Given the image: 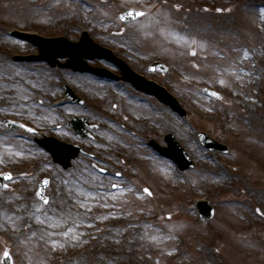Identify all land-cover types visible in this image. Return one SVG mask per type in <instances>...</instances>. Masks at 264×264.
<instances>
[{"label": "rangeland", "instance_id": "374dc122", "mask_svg": "<svg viewBox=\"0 0 264 264\" xmlns=\"http://www.w3.org/2000/svg\"><path fill=\"white\" fill-rule=\"evenodd\" d=\"M172 1L169 8L162 0H0V172L13 174L8 189L0 185V206H8L0 218V264L5 252L12 264H68L66 255L82 246L75 252L80 257H69L77 264H264V22L251 12L253 0L198 1V7H210L212 19L194 13L191 0ZM130 8L146 16L122 22L120 14ZM226 14L230 22L222 21ZM16 28L72 40L88 30L134 70L167 87L188 118L125 83L78 73L70 82L60 69L53 70L56 79L47 66L14 63L13 55L35 52L6 34ZM156 60L170 67L168 74L149 72ZM91 64L118 72L105 61ZM60 76L85 98L84 106L70 110L53 104L61 95ZM205 86L222 98L205 96ZM135 106L154 117L141 131L131 122ZM74 116L99 125L92 139L81 141L67 127ZM6 118L81 143L96 159L83 156L64 170L32 134L9 131ZM197 131L225 142L230 153L204 149ZM167 133L186 148L195 169L182 173L148 146L150 139L164 146ZM77 166L96 190L81 211L82 244L70 245L41 228L40 221L56 225L52 212L66 193L61 182L77 175ZM46 177L51 179L48 204L37 197ZM115 183L122 189L114 191ZM201 199L215 207L208 223L195 210ZM11 212L17 224L27 217L34 225L18 230Z\"/></svg>", "mask_w": 264, "mask_h": 264}, {"label": "water", "instance_id": "95a60500", "mask_svg": "<svg viewBox=\"0 0 264 264\" xmlns=\"http://www.w3.org/2000/svg\"><path fill=\"white\" fill-rule=\"evenodd\" d=\"M129 12H133V15H128ZM138 11H128L125 14L122 15V18L124 20H134L141 16H137L134 13ZM28 38H36V36L33 35H25ZM44 44L41 45V48L43 50V56L40 58L35 59H48L51 61L52 65L55 64V59L57 57H70V61H68L65 64H61L62 67L66 68H72L75 71H90L92 73L101 75V76H107L112 77L114 79H123L126 81H130L133 83V85L141 91H144L148 94L155 95L161 102L164 104L170 106L174 111L178 112L181 116L186 117L187 113L185 110H183L180 105L178 104V101L170 94L168 93L164 88L160 87L156 83L147 80L145 77L137 74L133 70L130 69V67L123 62L122 60L118 59L114 53L106 49L104 47H101L100 45L94 43L87 34L84 35V38L81 40L80 43H70L65 42V39H52V40H43ZM95 59V58H104L113 62H116L118 65L121 66L123 69V78H119L115 75L110 74L107 71L100 70L97 68H90L88 67L87 63L84 61V59ZM25 59V58H23ZM32 59V58H27ZM151 70H162L163 72L167 71V68L161 64V63H154L151 67ZM69 90V96L73 99L74 102L82 103V100L78 98L71 89ZM205 92L210 94L213 97H218V95L210 91L208 89H205ZM69 125L74 128L76 131V134L80 138L89 137L90 134L86 130V126L91 127L88 122L84 118H73L71 122H69ZM8 127L10 129L14 128H20L23 127V125L19 123H14L12 121L8 122ZM200 140L202 144L209 148L212 151L219 150L223 153H228V148L222 144L217 143L214 139H212L208 134L201 133L199 135ZM167 142L169 144V148H166L164 150H161L163 152V155L173 159L176 161L180 168L182 170H187L189 168H193L195 165L190 160L188 155L186 154V151L184 148L176 141L175 137L170 134L167 137ZM40 144L45 147L49 152L52 153L55 162H59L63 164L65 167L70 166V161L73 158H76L80 155L81 152H84L83 148L80 146H72L67 143H63L58 141L55 138H49L44 141H40ZM156 148L159 149V146L153 142L152 144ZM9 179V176L5 175L2 177V182ZM47 181V183H45ZM49 184V180H44L41 183L38 195L40 198H42L45 202L48 201V199L45 196L46 188ZM198 211L201 215V218L204 222H208L213 216H214V210L207 202H201L198 204ZM11 257L9 254H6L3 259V264H10L11 263Z\"/></svg>", "mask_w": 264, "mask_h": 264}, {"label": "bare ground", "instance_id": "6f19581e", "mask_svg": "<svg viewBox=\"0 0 264 264\" xmlns=\"http://www.w3.org/2000/svg\"><path fill=\"white\" fill-rule=\"evenodd\" d=\"M164 2V5L169 8L172 7L173 1L172 0H162ZM180 1V0H179ZM190 2V0H183V3L186 4ZM193 5V12L200 13L202 16L201 19H207L213 18V15L211 14L209 10V6L205 7H198L197 2L200 0H191ZM174 5V4H173ZM251 12L253 13L255 19L257 21L264 22V0H253L250 3ZM223 22H230L231 17L229 14H226L225 16H221ZM0 75H2L3 67L0 66ZM9 101V100H8ZM144 108L140 106H135L132 114H131V122L135 124L133 126L134 130L141 131L143 128H146L151 121L154 120L153 116H146L143 110ZM126 146L129 145L127 143H121L119 142V146ZM116 147V145H115ZM133 149H135L133 147ZM76 170V169H75ZM82 171L81 166H77L76 174L68 179H65L61 182L62 188L65 189V195L62 197L61 206L58 208H55L54 212H52V218L57 223L56 225H50L48 227V224L45 220L40 221V227L44 228L46 227L48 231L56 236L58 238V241L67 243L70 245L73 244H82L81 241V235L77 237V227H80L84 221L86 220L84 217V213H81V211H85L87 209L86 204L90 203L91 197L89 196L91 192H94L96 188L93 186H87L88 183L86 180H84V173H80ZM98 190V188H97ZM6 207L0 206V218L2 215L5 214ZM14 215H16L14 212L10 213V218H13L15 226L18 228V230H24L27 229L28 225H34L32 222L28 221V218L25 217V220H20L17 224L16 219H14ZM12 221V219H11ZM29 227V226H28ZM79 230V229H78ZM67 233V234H65ZM30 234H34V229L31 228ZM76 247V246H75ZM83 247V246H82ZM82 247L78 248L81 249ZM77 249V250H78ZM83 249V248H82ZM75 250L72 252L69 256L66 255V262L68 264H77L79 261L77 259H72L69 257H80V255H76Z\"/></svg>", "mask_w": 264, "mask_h": 264}, {"label": "snow or ice", "instance_id": "6c2138e0", "mask_svg": "<svg viewBox=\"0 0 264 264\" xmlns=\"http://www.w3.org/2000/svg\"><path fill=\"white\" fill-rule=\"evenodd\" d=\"M134 14L137 15V16H142V15H144L143 12H135ZM128 15H133V12H129ZM221 83H223V81H221ZM217 95H218V94H217ZM9 176H10V174H9ZM45 183H47V181H45ZM145 191H148V190L145 189ZM65 234H67V233H65Z\"/></svg>", "mask_w": 264, "mask_h": 264}]
</instances>
